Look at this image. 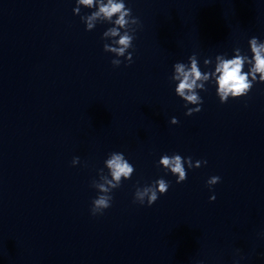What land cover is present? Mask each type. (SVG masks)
Wrapping results in <instances>:
<instances>
[{
  "label": "clouds",
  "instance_id": "1",
  "mask_svg": "<svg viewBox=\"0 0 264 264\" xmlns=\"http://www.w3.org/2000/svg\"><path fill=\"white\" fill-rule=\"evenodd\" d=\"M82 8L92 11L90 14L81 15ZM73 13L80 15L81 21L86 26V31H92L98 23L112 25L102 34L103 40L110 41L104 43L103 50L115 57L111 60L114 67H119L125 62V66L133 63V52L129 49L134 50L133 42L140 27V20L133 15L126 0H76ZM248 44L251 57L242 54L239 48L234 50L237 54L230 59L226 58L225 54L217 55L214 72L212 70L202 71L195 53L188 57V63L176 62L173 64V73L170 79L176 82L175 94L185 102L186 116H192L202 110L203 98L199 92L207 91L206 83L209 82L210 77L214 79L216 95L221 104L227 103L229 99L245 97L251 92L255 83H264V41L253 36L249 39ZM211 62L210 58L206 59L205 66L207 67ZM246 65H248L247 71L244 70ZM189 105L195 107H188ZM170 123L175 125L179 121L176 117H172ZM78 164H80V158L74 157L72 165ZM206 164V160H197L194 163L191 157L185 158L175 153L164 154L158 161L159 167L176 177L177 184L187 179L188 169L199 168ZM104 167L107 169V174L102 168L99 170V179H94L91 182V187L98 191L90 208L93 216L103 215L105 210L112 206L113 190L119 188L124 180L131 179L135 173L134 165L126 159L122 152H111L104 161ZM220 179L219 176L210 177L206 181L208 188L211 190L214 185L220 182ZM170 186L169 181L159 178L151 184L137 187L133 202L139 205L147 204L151 207L160 196L167 194ZM215 199V195L210 197V201Z\"/></svg>",
  "mask_w": 264,
  "mask_h": 264
}]
</instances>
